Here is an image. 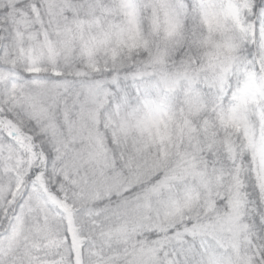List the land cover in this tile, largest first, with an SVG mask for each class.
I'll list each match as a JSON object with an SVG mask.
<instances>
[{
    "label": "snow or ice",
    "instance_id": "1",
    "mask_svg": "<svg viewBox=\"0 0 264 264\" xmlns=\"http://www.w3.org/2000/svg\"><path fill=\"white\" fill-rule=\"evenodd\" d=\"M0 264H264V0H0Z\"/></svg>",
    "mask_w": 264,
    "mask_h": 264
}]
</instances>
